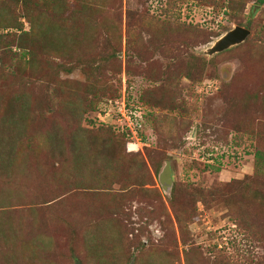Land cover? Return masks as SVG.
I'll return each mask as SVG.
<instances>
[{"label": "rangeland", "instance_id": "374dc122", "mask_svg": "<svg viewBox=\"0 0 264 264\" xmlns=\"http://www.w3.org/2000/svg\"><path fill=\"white\" fill-rule=\"evenodd\" d=\"M0 37V264H264V0H0Z\"/></svg>", "mask_w": 264, "mask_h": 264}, {"label": "trees", "instance_id": "16d2710c", "mask_svg": "<svg viewBox=\"0 0 264 264\" xmlns=\"http://www.w3.org/2000/svg\"><path fill=\"white\" fill-rule=\"evenodd\" d=\"M262 1V0H261ZM85 10V7L83 6H81V9H80V13H82V16H83V19H84V21H86V23H87V26H86V28H88V30H90L91 29V26L92 25H88V23H89V19L91 18V16H92V12H91V14L90 13H84V10ZM26 14V13H25ZM24 14V15H25ZM25 17V16H24ZM8 21V19L7 20H5V22H7ZM30 23H31V20H30ZM19 28V27H18ZM20 29V28H19ZM42 33H44V32H42ZM39 36H42V39L40 40V42L42 41V43L38 46V48L37 49H39V48H42V49H46V53L47 54H49L50 56H53V55H56V54H62L63 56H64V54H65V50H67L68 48H69V46H70V41H66V40H64V39H60L59 38V34L58 33H56V32H54V31H52V32H50L49 31V27H47V29H46V32L42 35V34H40ZM2 41V37H0V42ZM2 43V42H1ZM38 44V43H37ZM11 45H14V44H11ZM36 45V44H35ZM20 51H22V50H20ZM31 55H32V53H30ZM37 58V57H36ZM34 59L32 62H31V64L32 65H35L36 63H37V59ZM69 103H71V102H69ZM117 128V127H116ZM117 129H119V128H117ZM8 130L9 131H6V132H8V135H10L11 134V128L9 129L8 128ZM113 131H116L115 129L113 130ZM3 133L0 131V135H2ZM9 138H10V140H9V142H10V144H12V143H14V141H13V139H12V137H11V135L10 136H8ZM7 136H4L2 139L3 140H6L7 138H8ZM2 140V141H3ZM127 151H130V149H129V143H127ZM259 154V155H262V153H259V152H256V154Z\"/></svg>", "mask_w": 264, "mask_h": 264}, {"label": "water", "instance_id": "95a60500", "mask_svg": "<svg viewBox=\"0 0 264 264\" xmlns=\"http://www.w3.org/2000/svg\"><path fill=\"white\" fill-rule=\"evenodd\" d=\"M250 33V30L235 26L233 29L222 35L209 49L208 53L213 54L225 50L226 48L244 40ZM159 181L164 191H168L172 184L171 169L168 162H166L163 170L160 172Z\"/></svg>", "mask_w": 264, "mask_h": 264}, {"label": "built area", "instance_id": "2783aa9c", "mask_svg": "<svg viewBox=\"0 0 264 264\" xmlns=\"http://www.w3.org/2000/svg\"><path fill=\"white\" fill-rule=\"evenodd\" d=\"M122 115H123V113L122 112H120ZM121 115V116H122ZM128 117H129V115H128ZM131 117H132V121H131V123L129 122V124H128V126H126L125 125V128H122V129H128V128H131V126L133 125V127L134 128H136L139 124H140V119H139V117H141V115H139V114H137V115H134L133 113L131 114ZM120 126H121V124H120ZM119 126L117 125V128H118ZM126 127H128V128H126Z\"/></svg>", "mask_w": 264, "mask_h": 264}]
</instances>
